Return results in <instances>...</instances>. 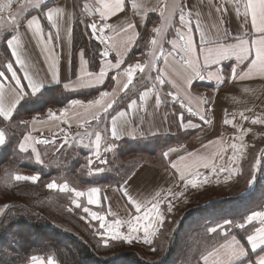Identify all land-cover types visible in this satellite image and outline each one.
Masks as SVG:
<instances>
[{
  "label": "snow or ice",
  "instance_id": "snow-or-ice-1",
  "mask_svg": "<svg viewBox=\"0 0 264 264\" xmlns=\"http://www.w3.org/2000/svg\"><path fill=\"white\" fill-rule=\"evenodd\" d=\"M17 4L19 9L14 13L12 9ZM212 7L215 23H205L192 0L187 3L155 0V5L152 0H71L70 5L67 0H0V47L11 57L0 64V148L6 149L15 140L19 153L34 157L36 163L43 165L39 146H55L58 139L56 135L52 138L42 133L36 135L37 126L59 122L57 127L67 128H60L59 150L77 143L87 149L90 153L87 173L92 176L106 170L93 167L94 161L107 165L109 154L114 156L117 151V142L128 136L135 138L145 123H151L149 117H154L162 108H171V115L178 119L182 129L199 127L190 118L185 123V113L211 126L212 98L200 97L193 105L192 89L196 81L214 80L218 86L231 82L233 87L237 82L264 81V0H223L222 3L212 0ZM152 14L158 15L159 22L148 30L146 17ZM226 16L236 21L231 30L224 25ZM77 21L95 42L93 58L98 71L89 70L91 61L86 59L85 49H80L76 87L99 89L109 77L115 86L111 91H99L96 98L87 101L71 99L59 109V114L49 108L46 119L40 115L17 119L24 110L23 102L38 97L47 84L59 83L61 52L70 45ZM140 40H144L147 48V53L141 55L148 58L128 63L133 47ZM33 49L38 52V59L30 54ZM226 64L230 65L229 73H225ZM64 88H69V84H64ZM240 118L251 119L253 125H264V115L250 118L241 112ZM234 120L235 116L228 119L226 114L223 124L236 128ZM74 124L82 131L73 135ZM250 131V128H240V134L234 138L238 143L229 145L232 152L227 163H223L222 148L204 155L189 152L184 146L168 147L162 152L167 161L165 173L171 182L167 194L163 187L148 191L133 189L135 174L127 177L114 189L128 206L123 217H118L110 206L107 212L92 210L102 200H109L106 187L90 186L82 191L70 187L67 181L58 184L53 179L46 188L73 194L71 204L83 213L81 218L98 225L95 234L101 246L140 242L151 247L166 217L173 212L174 200L213 178L219 183L220 176L227 181L241 173L243 150L247 148L245 135ZM219 142L222 138L201 143V152L207 153L211 145ZM262 164L264 150L251 166L249 187L255 183L256 172ZM40 178L39 173L12 177L17 182L33 184ZM82 198L86 201L82 202ZM10 207L5 204L0 212H7ZM68 211L72 212L73 208ZM15 242L23 243L22 240ZM151 250L155 252L156 248ZM12 252L17 249L13 248ZM194 253L195 264H264V211H251L239 220L224 219L207 227ZM0 257H3L0 264L13 261L64 264L58 254L12 255L0 249Z\"/></svg>",
  "mask_w": 264,
  "mask_h": 264
},
{
  "label": "rangeland",
  "instance_id": "rangeland-1",
  "mask_svg": "<svg viewBox=\"0 0 264 264\" xmlns=\"http://www.w3.org/2000/svg\"><path fill=\"white\" fill-rule=\"evenodd\" d=\"M154 25L156 26L157 21H153ZM152 26L149 27L148 30H150ZM144 47V40L139 44V47ZM142 53L147 52V48L140 49ZM210 83V82H206ZM166 90V89H165ZM35 100H40L39 98H35ZM57 107V106H48L47 108L37 111L35 113L25 115L24 117L20 119H29L32 115H35L37 113H43L47 109ZM177 110H179V105L175 106ZM186 115V113H185ZM174 122L176 123L178 129L180 132H183L186 136H188V132L181 131V128L179 127V121L175 116H171ZM251 131L248 132L245 135L244 143L247 145V148H245L244 156L241 159V173L235 175V179L232 181H225V179L222 176H220V182H215L214 185H209L208 187L204 186L202 189H194L191 190V193L188 194L189 197L193 198L191 201H189L187 206H185L184 201L178 202L176 201V206L173 209V212L169 214L166 217L165 224L162 228H160L159 232L157 233V236L154 238V244L149 247L147 245H144L143 243L137 242L132 245H128L127 243H114L110 245L109 247H103L98 243V237L95 234V228L98 227V225L93 222L92 224H89L85 219H82L83 213L79 210H75L74 206L71 204V199L73 198V194L70 193H63L59 190H49L46 188L47 183L51 182L53 179L56 180L58 184H63L64 182H68L70 187H76L78 190L85 191L87 187H83L84 184L81 183L80 180L82 178H91L88 173L87 176L84 177V175L81 173L83 168L87 171V162H84L83 168L80 164L81 160L83 158H86L83 153L76 152L75 150H70L71 147H65L63 148L58 154L61 161H57V156H54L52 158L54 161L50 164H46L43 166L44 168H49L50 165L60 166V164H64L65 170L64 172L58 173V175L53 176V178H49L46 180H39L40 187L38 188H45V190L42 193L43 198H47L46 204L42 206L43 208L36 207L33 209V212H39L41 216L45 218V220L49 223H55L58 227L61 228L62 231H64L66 234H74L75 236H78L80 239H85L90 246L98 252L100 257L102 259H112L115 255L119 254L122 251H134L137 253V255L140 257H136L133 259V261H136V259L145 260L146 262L155 261L160 264L162 262L163 257L165 256V253L169 255L168 257V263L167 264H178L181 260V264H189V261H191V264H195L194 260V250L197 246V243L199 241V237L204 232V230L207 227L215 226L216 223H221L224 219H235L239 220L242 216L246 215L248 211H254L253 208L260 206L259 202L261 201L259 199V195L262 191H264V164H262L261 168L257 170L256 172V181L253 185L255 187V190L258 191L256 194H249L245 197H226L224 199H221L224 196L227 195H233L241 192L245 188H249L247 181L251 179V166L255 162V159L257 156H259L260 152L264 150V125L258 126L253 125L252 128H250ZM222 134L225 135V137L228 138V135H230V141H234V138L240 134V129L230 130L227 129L222 130ZM178 140L184 139L183 136L180 137V135L177 136ZM190 138L187 137V140L189 141ZM140 141V142H146ZM177 141V140H176ZM132 142V141H131ZM229 142V141H228ZM238 143V142H237ZM125 143L122 141L118 143L117 151L115 155L109 154L108 161H110L113 164L120 163L122 166V171L124 173L127 172L128 169L132 173L136 167H138L141 163H148V164H160L161 162L157 159L156 156L152 154H141V153H122V146ZM130 144V143H129ZM128 144V145H129ZM132 144V143H131ZM169 145V144H167ZM226 147V146H224ZM230 147L227 148L225 152H227ZM260 151V152H259ZM44 154V150L42 152ZM66 153H69L73 156H65ZM64 155V157H63ZM156 157V158H154ZM68 158H73L75 161H77L79 164L77 165L78 171L76 172H68L66 170L67 164H68ZM46 160V157L44 158ZM64 160L66 162L64 163ZM59 163V164H58ZM110 163V164H111ZM58 164V165H57ZM119 171V166L117 169ZM70 171V170H69ZM120 172V173H121ZM74 173H80V175H74ZM115 174L114 172H112ZM130 173V174H131ZM129 174V175H130ZM121 175V174H120ZM109 177L112 180H118L117 176L119 175H110ZM114 176V178H113ZM126 176V175H125ZM126 179V178H125ZM93 182L95 179H92ZM4 181V180H3ZM11 186V185H9ZM105 187V186H101ZM232 187L234 189L229 190L225 188ZM24 188H35L33 187V184L24 185L21 187ZM223 188V189H222ZM252 188V186H251ZM222 189V191H221ZM260 192V193H259ZM26 196H24L21 201H24L26 203L31 204L32 198L36 197V193L33 190H25ZM10 194H5L4 192H1L0 190V208H3V202L7 200L10 196ZM39 195V194H38ZM250 195H253V199ZM194 197H198L199 201H196L198 203H205L211 200H219L218 202H215L209 206H200V207H192L195 205L196 202L194 201ZM257 202L255 203V201ZM86 198H82V202H85ZM34 204V203H32ZM264 204H262L261 207H263ZM73 208L72 212H69L68 209ZM260 208V207H258ZM257 209V208H256ZM93 211H99V210H93ZM1 214V212H0ZM9 233V232H8ZM7 233V234H8ZM192 234V236H191ZM192 238V239H191ZM50 245L54 246H61V244L69 243L68 238L63 237V239H58L57 237L55 239H47ZM71 246V245H70ZM152 247L156 248V251L153 252L151 249ZM183 251V252H182ZM53 254V253H51ZM115 256V257H116ZM181 257V258H180Z\"/></svg>",
  "mask_w": 264,
  "mask_h": 264
},
{
  "label": "crops",
  "instance_id": "crops-1",
  "mask_svg": "<svg viewBox=\"0 0 264 264\" xmlns=\"http://www.w3.org/2000/svg\"><path fill=\"white\" fill-rule=\"evenodd\" d=\"M67 2L69 5L71 4V0H67ZM169 2H171V0H169ZM185 2L187 3V0H185ZM219 2L222 3L223 0H219ZM152 4L155 5V0H152ZM192 4L196 6V8L201 12L202 16L205 18L204 19L205 23H215L216 22V13L214 11V8L212 7V0H203V3H199V0H192ZM18 9H19V5L17 4L16 6H14L12 11L15 13L18 11ZM209 13H211L210 16H209ZM32 14L35 15L36 13H32ZM150 16L152 17L154 16L156 20L154 19L153 21H157V24H158L159 22L158 15L152 14ZM150 16L146 17L147 29H149L150 26L152 27L155 26L153 21L148 23V19ZM121 23H124V21L121 20ZM224 25L229 30H231L235 27L236 21L231 16H226ZM21 30L23 31V28ZM46 30H47V27H46ZM141 42L142 40L138 41V44L133 47L128 57V61H127L128 63H135L137 60H144L148 58L147 55H143V56L141 55L142 52L140 51V49L144 48L143 46L139 47V44ZM79 52H80V49H78L76 53V65L75 67H73V33H72L70 45L68 47H65L63 51L61 52L59 83L57 82L49 83L45 86V88L52 87V86H61L63 90L68 91V92H73V93L84 92L83 96H77L71 99H82L85 101H87L88 99L96 98L98 96L99 91H103V90L111 91L112 88L115 86V84H114V81L110 79V77L106 80L105 85L100 87L99 89L97 88H77L76 87L75 81H76L77 76L79 75V67H80ZM30 54L34 58H37V59L39 58L38 52L35 49H33L30 52ZM69 58L71 60V63H69ZM8 59H11L8 51L5 48L0 47V64L7 62ZM86 59H88L87 56H86ZM89 70L94 71V72L98 71V69L96 70L91 69V63L89 64ZM229 72H230V65L226 64L225 73H229ZM206 82H210V83L206 84ZM66 83L69 84V88L67 89L64 88V84ZM137 87H139V85H137ZM244 88H247L248 90L245 92ZM140 90L142 91L143 89L141 88ZM192 92H193V105H195L196 99L200 97H211L212 98L213 103L211 107L213 111L209 113V115L212 116L213 124L211 126L204 125L202 122L198 120L197 117H188V114L186 113L185 123H187V119L190 118L192 119L193 123L199 125V127L195 129H188V130L181 128V131L188 132L189 134H191L189 137L185 136V137L190 138L189 141L186 139L181 144L180 143L170 144V145L165 146L164 148L157 150L156 157L161 162L160 164L154 165V164H148V163H141L138 167H136V169L130 175H128L129 177L135 174L132 180V183H131V187L133 189H136L138 191H148L153 188H156L158 190L160 187H163L166 190L165 194H167V189L169 188V185L171 182L168 179L167 174L165 173V168L167 167V161L163 159L162 152L167 150L168 147L184 146L189 152H197V153H201L204 155H208L209 153L218 151L222 148L224 149L223 154L225 156V161H223V163H227V159L231 155L232 150L229 149L227 152L225 151L227 150V148L232 142L230 141V135H228V138L225 137V135L222 134V130L227 129L228 131H230V130H235V129H240V128H252L253 124H251V119L247 121L242 120L240 118L241 112H243L245 115L249 116L250 118H253L259 115H264V81H260L258 79L254 81H250V82H243V83L237 82L235 87L232 86L231 82L225 83L223 86H218L214 80H198L196 81L195 87L192 89ZM120 95L122 96V94ZM67 103L62 106L52 107L51 109L57 112V114H59V109L61 107L66 106ZM124 103L126 104L127 101H124ZM123 106L124 104H121V107ZM47 110L43 113H37L35 115H40L41 117L46 119ZM226 114H227L228 119H232V117L235 116L234 123L237 125L236 128H233L231 125L223 124V119L226 118ZM171 116L172 115H171L170 107L162 108L161 111L157 113L154 117H149V119L151 120V123H145L143 127L138 130L139 134L136 135L135 138H133V136H128L118 141L117 144L120 143L122 140L150 141L157 137L171 136V135H176V134L181 133ZM57 124H59V122H57L56 124L47 123L44 125L37 126L39 131L35 133L36 135H40L42 133L44 136L48 138H52L53 135H56L58 139V143L55 146L45 147L43 145H40L39 149L41 151V155H43L42 152L46 148H50L51 150L54 149L55 153H57L58 150L60 149V144L62 143V141L59 140V137L62 135V133L60 132V128L63 127L65 128V130H67V128L64 125H60L59 127H57ZM258 126H261V125H258ZM77 131H82V129L76 128L74 124L71 132L74 135ZM220 138H222V142L214 143L213 145H211L207 153L201 152V149H200L201 143L206 144L208 140L210 139L214 141H219ZM65 147H71L70 150H75L76 152L81 151L83 155L86 157V158H83V161L87 162V157L90 155L87 149L82 148L78 143L76 145L68 144V145H65L64 148ZM31 160L34 161V157L31 158ZM38 165H41V164H38ZM97 166L105 168V165H99L98 162L94 161L93 167H97ZM103 173L105 174L106 172L104 171ZM101 174L102 173L94 174L90 177L99 176ZM221 179H224V178H221ZM234 179H235V176L229 181L231 180L233 181ZM219 181H220V177H219ZM215 182L217 181L215 178H213L209 181L208 184H205L198 189H202V187L204 186L208 187L209 185H214ZM253 185H252V188L251 187L245 188L244 190H242L241 192L237 194L227 195V196L222 197L221 199H224L226 197H231V198L239 197V196L245 197L246 195H249V193L253 189ZM105 187L107 188V195L109 197V200L108 201L102 200V204L100 206H92V210H99L102 212H107V209L110 206L111 210L113 212H116L118 217H123L125 215V212L128 206L126 202L124 201L123 197L121 196L120 192L114 190L118 188L119 186L108 185ZM225 189H229L232 191V189L234 188L229 187ZM172 190L175 191L176 189L173 188ZM188 194L189 192L185 194V197L174 200L173 201L174 205L176 206V201L177 202L178 200L182 201L183 199L185 203L184 205L187 206V204H189L188 202L191 201V199H193L191 197H189L188 199ZM221 199H218L215 201L211 200L205 203H198L196 201H199V198L194 197L193 202H196V203L192 207L209 206L215 202H218ZM254 211H264V206L260 209H254ZM250 212L251 211H248L246 214H249Z\"/></svg>",
  "mask_w": 264,
  "mask_h": 264
},
{
  "label": "trees",
  "instance_id": "trees-1",
  "mask_svg": "<svg viewBox=\"0 0 264 264\" xmlns=\"http://www.w3.org/2000/svg\"><path fill=\"white\" fill-rule=\"evenodd\" d=\"M154 19V16H150L148 23L152 22ZM73 29V67L76 65V53L78 49H85L86 56L91 61V69H98L94 66L95 59L93 58L95 42L92 40L90 34L87 33L80 22H75ZM83 95L84 92H68L63 90L61 86L44 88L41 91V94L36 97L40 100H35V98H33L23 102L24 110H21V113L17 119H20L25 115L41 111L48 106H62L66 104L71 98ZM178 135H180V137L183 136L184 139L178 140ZM190 135L191 134H188V137ZM185 136L186 135L181 132L176 135L157 137L146 142H131L129 140H122V142L125 143L122 146V153L123 155L127 153H141L145 155L148 153L157 156V150L164 148L167 146V144H181L187 139ZM60 151L61 150L55 153L54 149H44V154L42 155L43 159L46 157V160H44V165L45 162L46 164L52 163L54 161L52 159L54 156H57L58 162L61 161L59 157L60 154H58ZM70 155L71 154L69 153L65 154L66 157H69ZM67 160L68 164L66 170L71 173L78 171L77 165L79 163L73 158H68ZM65 162L66 160H64V163ZM110 163L111 162L109 161V163L105 165V174L102 173L99 176L91 178H82L80 181L82 184H84L83 187L108 185L120 186L124 179L127 178L131 173L129 171L130 169L124 173V171L121 172L122 165L120 163ZM80 164L83 168L84 161L81 160ZM44 165H38L33 160H31V158H29V155L19 153L17 151V141L15 140H13L6 149L0 148V190L7 195L10 193L12 194L8 196L9 198L5 200V202H3V205L7 204L11 207L7 210V212H1L0 214V249L9 252L12 255L23 254L27 256L30 254H58V258L62 260L64 264H148L149 261L146 262V259H136V261H133V259L139 257L134 251H122L117 254V256L115 255L116 257H112V259H102L98 252H96L85 239H80L78 236H75L72 233L66 234L55 223L47 222L45 218L39 214V212H33L32 210L36 207L42 209V206L46 204L47 198L42 197V193L45 188H43V190L42 188H38L41 186L39 183L40 181L36 184L25 181L17 182L12 179V177L14 174L33 175L39 173L41 177L40 180H46L53 178V176H56L58 173L64 172L63 170H65L64 164H60V166L57 168L54 165H50L49 168H44ZM118 166L119 171L116 170ZM81 173L84 175V177L87 176V171L84 168ZM74 175H80V173H74ZM110 175H119L117 176L118 178H116L118 180L110 179ZM92 179H95V181L93 182ZM29 184H33V187L35 188H21L22 186ZM25 190H33L37 192V196L32 198L33 200L31 201V204L21 201V199L27 194L25 193ZM253 193H258V191L255 190V187H253L249 194ZM250 196L253 198V195ZM253 199L258 200V198ZM259 199L261 200L259 202L260 206L253 208V210L256 208H262L261 206L264 204V191L260 193ZM56 237L60 240L63 239V237L68 238L69 243H63L59 247L50 245L47 239L51 240L55 239ZM16 240H22V245L17 244L15 242ZM13 248H16L17 252H12ZM25 250H27V252ZM168 257L169 255L165 253V256L163 257L160 264H167L169 260ZM181 263L182 262L180 260L178 264ZM12 264H20V262L13 261Z\"/></svg>",
  "mask_w": 264,
  "mask_h": 264
}]
</instances>
